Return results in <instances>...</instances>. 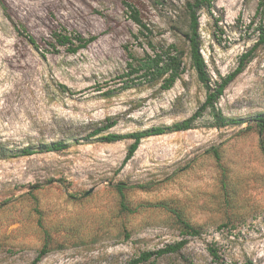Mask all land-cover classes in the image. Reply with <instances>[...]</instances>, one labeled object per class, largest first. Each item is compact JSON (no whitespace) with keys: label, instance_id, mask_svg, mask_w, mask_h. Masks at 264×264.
Wrapping results in <instances>:
<instances>
[{"label":"rangeland","instance_id":"obj_1","mask_svg":"<svg viewBox=\"0 0 264 264\" xmlns=\"http://www.w3.org/2000/svg\"><path fill=\"white\" fill-rule=\"evenodd\" d=\"M130 1L150 34L123 0H0V140L12 148L69 144L0 158V264H30L47 241L52 250L38 264H129L184 237L167 207L203 231L154 264H216L211 245L227 264H264V133L251 120L264 112V44L218 102L243 124L217 128L206 113L192 129L143 138L126 164L133 139H86L108 117L117 121L111 131L126 134L186 119L206 98L188 52L172 88H123L131 54L151 51L149 38L188 49L184 0ZM258 3L215 0L201 10V52L213 82L257 42ZM16 25L43 50L61 25L98 38L77 53L61 47L44 56ZM118 186L132 210L122 206Z\"/></svg>","mask_w":264,"mask_h":264},{"label":"trees","instance_id":"obj_2","mask_svg":"<svg viewBox=\"0 0 264 264\" xmlns=\"http://www.w3.org/2000/svg\"><path fill=\"white\" fill-rule=\"evenodd\" d=\"M128 7L130 17L141 28V33L150 34L152 31L148 25L143 21L140 10L130 0H123ZM215 0H184L182 5L184 12V23L186 25L185 38L188 43V49L181 48L177 43L161 44L155 43L152 38L147 40L151 51L145 50L142 57H137L131 54L132 62L129 63V71L125 76L127 80L124 83V89L143 83H159L162 90L172 88L178 79L182 78L185 73V57L187 52L191 58V65L197 73L198 80L206 89V98L197 111L190 117L181 121L174 122L169 125H155L145 130L134 131L131 133H118L111 131L117 124L115 119L108 117L106 120L100 122L86 137L87 140L95 138L102 142H116L122 139L130 138L133 142L130 144L127 155L123 164H126L138 150L143 138L161 135L171 132H179L192 129L195 124L208 113L212 117V126L222 128L230 125L243 124L246 120L241 117H228L218 106L220 98L223 96L226 88L242 74L248 64L253 60L255 51L258 46L264 44V0H259L256 14L261 17V22L258 25L259 37L255 45L246 53H244L239 60L237 67L225 76H222L219 81H212L207 63L201 52V35H200V18L201 10H212ZM4 7V5H3ZM177 7V6H176ZM18 32L25 35L29 43L42 55L48 50L59 51L61 47L65 48L69 53H77L79 50L86 48L89 44L94 42L98 37L95 35L84 36L80 32L69 30L61 25L52 32L53 40L46 42L48 47L42 49L39 41L28 31L24 25H16ZM251 120L261 133H264V112H258L252 116ZM252 126V123L249 127ZM69 144L64 140L51 141L48 143H41L38 147L27 145L22 148H12L8 146L3 140H0V158H11L25 155H32L39 152H50L64 150ZM210 152L217 160L221 158L219 147H212ZM224 189L227 186L225 179H222ZM119 192L123 200L121 204L124 208L132 210L125 201L126 195L123 191V186H118ZM229 199V198H228ZM175 216V223L184 236L181 240L174 243L167 244L163 248L157 250H144L138 257L132 259L129 264H140L149 262L154 264L152 259L160 256L179 253L188 243L189 236H198L202 233L203 227L192 223L183 212L176 207H167ZM225 226H228L225 224ZM52 250L49 241L45 242L37 253V256L30 264H38L45 255ZM210 255L216 264H227L225 258L219 253V250L214 246H209ZM188 264V263H185ZM193 264V263H189ZM244 264H254L253 260L247 259Z\"/></svg>","mask_w":264,"mask_h":264}]
</instances>
